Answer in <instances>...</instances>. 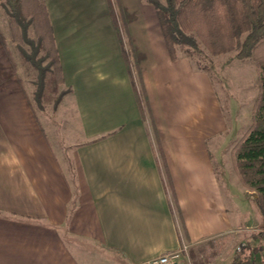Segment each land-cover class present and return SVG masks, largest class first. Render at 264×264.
<instances>
[{
    "label": "crops",
    "instance_id": "1",
    "mask_svg": "<svg viewBox=\"0 0 264 264\" xmlns=\"http://www.w3.org/2000/svg\"><path fill=\"white\" fill-rule=\"evenodd\" d=\"M2 1L0 264H82L70 243L136 264L232 233L221 103L205 70L170 58L155 7L42 0L80 139L62 152L18 76Z\"/></svg>",
    "mask_w": 264,
    "mask_h": 264
},
{
    "label": "trees",
    "instance_id": "2",
    "mask_svg": "<svg viewBox=\"0 0 264 264\" xmlns=\"http://www.w3.org/2000/svg\"><path fill=\"white\" fill-rule=\"evenodd\" d=\"M152 4L169 56L176 60L177 46L197 47L201 41L214 55L237 50L239 59L250 58L256 68L258 93L252 105L251 124L231 148L234 171L240 183L253 194L264 216V0H145ZM14 41L26 43L21 49L22 65L37 71L34 101L42 107L57 103L68 90L55 97L64 79L48 11L42 0H4ZM31 27L38 46L27 36ZM43 52L37 58L38 51ZM42 60H46L42 65ZM30 71V70H29ZM53 93L54 95H51ZM219 239L189 248L191 264H211L219 255ZM231 264H250L244 255H234Z\"/></svg>",
    "mask_w": 264,
    "mask_h": 264
},
{
    "label": "rangeland",
    "instance_id": "3",
    "mask_svg": "<svg viewBox=\"0 0 264 264\" xmlns=\"http://www.w3.org/2000/svg\"><path fill=\"white\" fill-rule=\"evenodd\" d=\"M2 5L5 8L4 0ZM7 20L9 22V17ZM27 36L33 40L34 46H38L30 26L27 28ZM11 42L9 47H11L14 61L18 66V76L28 97L34 103L35 112L42 116L52 130L55 147H60L61 151L74 148L70 140L73 139L74 131L77 128L72 120L66 122L68 121L66 117L69 113L68 109L64 110L59 105L67 92L61 96L57 103L52 100L42 107H38L33 99L37 89V71L31 67L26 70L21 62V49L30 52V48L22 41L12 39ZM236 52L237 50L234 49L214 55L199 40H197L196 48L187 45L177 46L178 55L189 57L196 68L205 70L211 78L227 123V138L221 146L220 158L216 155L217 160L214 161V166L224 194L225 205L230 216L236 217L237 227L232 233L217 238L220 245L219 255L211 264L231 263L234 249L241 242L246 243L242 255L247 257L250 264H264V216L259 214L251 192H248L249 190L240 183L234 171L231 157L230 147L234 146L251 124L252 105L258 93L256 68L253 61L248 57L237 58ZM42 55L43 52L40 50L36 54L37 58H41ZM45 63L46 60H42L41 64L45 65ZM63 90L65 91L66 88L60 85L57 93L55 95L51 93V95L57 97ZM73 140L76 144L80 139L74 138ZM57 150L60 149L57 148ZM69 166L71 167L70 162ZM70 247L82 264H118L114 255H109L90 245L85 246L87 249L85 251H81L79 246L75 248L71 243ZM188 250L189 248H185L183 250L185 252H182L181 258L184 260L189 259Z\"/></svg>",
    "mask_w": 264,
    "mask_h": 264
},
{
    "label": "built area",
    "instance_id": "4",
    "mask_svg": "<svg viewBox=\"0 0 264 264\" xmlns=\"http://www.w3.org/2000/svg\"><path fill=\"white\" fill-rule=\"evenodd\" d=\"M246 248V243L241 242L238 245H236L234 249V254L235 255H240L242 254L243 250ZM185 250H178V251H171V252H166L162 253L156 257H152L146 260H143L141 262H138L136 264H191L190 259L184 260L182 257V252L184 253ZM231 264V263H228Z\"/></svg>",
    "mask_w": 264,
    "mask_h": 264
}]
</instances>
